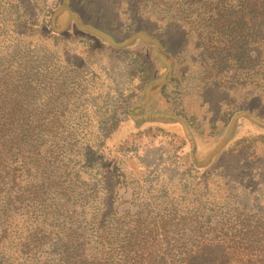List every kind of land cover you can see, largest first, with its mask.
Returning <instances> with one entry per match:
<instances>
[{
  "label": "trees",
  "instance_id": "trees-1",
  "mask_svg": "<svg viewBox=\"0 0 264 264\" xmlns=\"http://www.w3.org/2000/svg\"><path fill=\"white\" fill-rule=\"evenodd\" d=\"M121 1L157 7L161 21L177 31L163 32L165 27L145 23L121 40L98 25L82 21L77 12L69 11L65 0L51 7L44 20L24 15L22 8L28 0H0V244L13 231L14 220L26 212L39 216L33 230L19 242L20 254L28 255L48 245L55 233H63L58 263L44 264H264V231L249 229L247 221L238 223L233 219L236 217L229 218L227 223L204 216H196L195 220L192 213L197 215L209 201L197 199V195L204 193L203 184L215 173L219 170L223 173L214 163L222 156L226 158L228 153L207 163L197 155L195 151L200 149L201 142L194 143L195 136L187 133L192 121L186 123L184 115L171 111L165 96L167 85L179 83L165 51L171 47L170 40H189L188 36L202 41L209 58V52L214 51L211 55L218 59L216 71L224 83L264 90V0ZM62 15L65 20L60 27L57 21ZM65 30L70 31L69 36H87L92 40L94 45L89 51L110 48L148 57L142 64V75L135 77L136 87L129 101L122 103L121 109L120 104L111 107V122H104L105 126L100 122L90 124L92 128L97 124L90 155L102 190V202L99 213L89 219L82 215L74 220L76 211L71 208V198L81 195L88 203L90 197L77 193L78 172L55 168L64 154H58L64 148L60 146L63 124L57 118L46 120L48 112L41 105L45 97L52 101L56 96L54 100H58L61 92L64 93L58 82L60 74L52 70L51 76L45 77L51 87H40L45 74L38 60L31 75L24 65L28 64V53H40L31 48L39 47V42L23 40L25 37L52 39L56 45L63 39L61 34ZM69 36L66 37L74 38ZM15 37L18 40H12ZM34 74L36 86L31 88L28 80ZM70 79V76L66 78L67 88L75 85V80ZM154 102L163 108L162 112L149 111ZM52 108L49 114L54 116L55 108ZM225 127L226 132H231L225 150L232 151L230 148L242 146L251 138H264V112L242 109L227 119ZM149 132L170 140L171 147L167 150L170 163L183 165L187 178L192 180L188 192L192 204L187 205L192 207L191 218L185 217L193 226L188 241L181 238L173 241L164 234L174 221L175 225H182L183 219L154 218L151 213L136 217L132 227L126 226L122 234L112 236L108 232L109 217L124 181L139 177L137 172H150L168 183L175 180L172 171L157 163L144 165L134 156L141 149L158 148L153 147L154 140H148L147 148L133 146V153L127 156L131 140ZM162 143L158 139V145ZM168 187L167 198H174L172 194L177 189ZM233 193L229 186L212 191L214 199L210 206L221 210L219 201H223L219 197L230 200L235 197ZM54 196L59 197L58 203L48 204V198ZM63 198L68 199L65 204ZM183 201L184 198L178 206ZM204 219L206 222L200 221ZM147 228L149 231L145 232Z\"/></svg>",
  "mask_w": 264,
  "mask_h": 264
},
{
  "label": "rangeland",
  "instance_id": "rangeland-1",
  "mask_svg": "<svg viewBox=\"0 0 264 264\" xmlns=\"http://www.w3.org/2000/svg\"><path fill=\"white\" fill-rule=\"evenodd\" d=\"M65 1L68 2L69 11L77 12L82 21L94 26L98 25L110 36L113 35L121 40L127 39L130 33H134L145 23L165 27L163 32L177 31L170 25H165L167 22L161 21V13L154 6L121 0ZM58 3L59 0H28L22 10L29 18L44 20L50 8ZM64 20L65 16L62 15L57 21L58 26L61 27ZM70 25L72 28L74 24ZM69 32L63 31L61 34L63 39L56 45L53 44L52 39L46 38L25 37L26 39L23 40L39 42V47L34 45L31 48L40 50V53H28V64L24 65L28 69V74L31 75L34 73V65L38 60L45 74H42L44 82L42 79L40 87H51V82L45 77H50L52 70H57V74H60L58 82L63 86L61 89L64 93L61 92L58 100H54L56 96L53 95L52 101L45 97L41 105L48 112V115H45L46 120L52 121L57 118L63 124L60 146L64 148L59 150L58 154L61 152L64 154L59 157L54 165L55 168L78 172L77 193H83L85 198L90 197L88 203L81 195L71 198V208L76 211L75 220L82 215L89 219L101 210L102 190L97 183L92 154L90 155L94 146L97 124L93 128L90 124L100 122L99 124L105 126V123L111 122L113 118L111 107L120 104L119 109H121L122 103L129 101L130 94L135 91V77L142 75V64L148 57L143 56L142 53L133 54L126 50L118 51L110 48L89 51L90 46L94 45L92 40L87 36H69ZM66 36L74 38L70 39ZM188 38L190 39L170 40L171 47L165 51L169 53L172 74L179 78V83L166 86V100L169 102L171 111L184 115L186 123H190L189 120L192 121L193 125L190 124V131L187 133L195 136L194 143L201 142L200 149H196L195 153L205 159L206 163L213 157L217 160L222 154L228 153L226 158L222 156L214 163L222 168L223 173H220L221 170L215 173L203 184L204 193L200 192L197 195V199L209 200L206 208H201V212L197 215L196 212L192 214H195V220L196 216H204L212 221L220 220L222 223H227L229 218L236 217L233 219L238 223L244 224L247 221L249 229L264 231V138H251L242 146L230 148L232 151L225 150L231 135L230 131L226 132L227 119L242 109L264 112V90L258 88L253 90L249 86L224 83L216 71L218 59L215 55H211L214 51L209 52V58L201 40L191 36ZM12 40L18 39L15 37ZM146 67L149 68V65L146 64ZM69 76L72 78L70 80H75L74 89L70 86L67 88L66 78ZM30 78L28 86L35 88L36 75ZM55 95H57L56 92ZM88 105L93 108L88 109L86 107ZM52 107L55 108L54 116L49 114ZM162 110L163 108L159 107L157 102L151 104L149 108L150 112H162ZM160 135L149 132L136 138L134 136L136 141L131 140L126 154L130 156L133 153V146L147 148L148 140H154L153 147L158 148L141 149L134 156L144 165L157 163L168 172L172 171L175 180L168 183L166 180L161 181L157 175L150 172H137L139 177L124 181L118 190L114 212L109 217L108 232L112 236L124 233L126 226L130 229L136 217H147L151 213L154 218L168 220L174 216L180 220L183 219L182 225L177 226L174 221L164 234L172 237L173 241L178 238L185 241L189 239L193 226L185 217L191 218L192 207L188 208L187 205L192 204L188 196L189 189L193 186L190 185L192 180L187 178L183 165L178 166L176 162L170 163V157L167 154V150L171 147L170 140ZM223 137L225 140L221 141ZM158 139L163 142L161 145H158ZM160 146H163L161 151ZM167 184L172 189H177L172 196L178 198H167L170 194L166 190L169 188ZM225 186H229L230 191H234L235 197L230 200L219 197L223 201H219L221 210L211 207V201L214 199L211 198L212 191L215 192ZM182 198L184 201L178 206ZM58 199L59 197L56 196L49 197L48 204H56ZM62 200L63 204L68 201L66 198ZM36 216H39V213L33 216L23 212L19 214V220H14L13 231L8 239L0 244L1 264L58 263L63 238V233L60 232L54 234L48 245L28 255H22L17 251L19 242L33 230ZM200 221L206 222V219ZM144 231L149 230L147 228Z\"/></svg>",
  "mask_w": 264,
  "mask_h": 264
}]
</instances>
